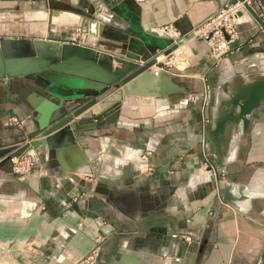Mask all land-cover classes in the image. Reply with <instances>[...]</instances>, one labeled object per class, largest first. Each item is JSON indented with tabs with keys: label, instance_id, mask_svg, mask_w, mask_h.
<instances>
[{
	"label": "crops",
	"instance_id": "obj_1",
	"mask_svg": "<svg viewBox=\"0 0 264 264\" xmlns=\"http://www.w3.org/2000/svg\"><path fill=\"white\" fill-rule=\"evenodd\" d=\"M223 1L0 0V14L16 4L28 18L1 24L0 36L48 39L56 45L75 42L94 48L96 56L101 51L100 58L106 59L105 53L128 58L119 39L122 29L114 28L117 39L98 40L100 32L95 39L85 37L81 25L85 28L86 21H81L91 5H112L117 16L111 20L127 22L152 54L164 40L156 32L159 26L171 23L184 32ZM87 20L91 29L94 21ZM236 29L231 49L222 56L209 57L204 42L196 39L178 69L166 68L165 84L181 90L159 101L153 99L158 96L123 97L111 126L104 127V118L92 119L97 124L92 128H87L89 122L80 123L72 132L73 144L62 148L60 157L55 149L40 145L32 149L37 162L20 174L0 154V261L80 264L95 248L90 264H263L264 192L259 190L264 188V102L252 110L231 161L216 162L206 134L210 114L206 120L203 100L217 64L225 60L244 69L264 67V30L249 15ZM28 84L25 77L0 79V148L16 147L34 129L26 100ZM10 115L22 118V125L8 124ZM146 148L150 153L142 156ZM78 149L90 170L68 175L59 161L71 166L76 156L70 150L78 154ZM110 158L111 167L104 163ZM203 158L214 165L215 180L205 173L193 175ZM146 162L153 167L144 172ZM227 182L234 193L238 184L250 193L248 200H240V207L222 200Z\"/></svg>",
	"mask_w": 264,
	"mask_h": 264
},
{
	"label": "water",
	"instance_id": "obj_2",
	"mask_svg": "<svg viewBox=\"0 0 264 264\" xmlns=\"http://www.w3.org/2000/svg\"><path fill=\"white\" fill-rule=\"evenodd\" d=\"M111 6L91 5L87 9L86 19L81 21H86V26L84 28L81 25V28L89 40L97 37L96 32H100L98 40L110 37L117 39L114 28L124 30L119 39L127 50L128 58L108 53H105L106 59L100 58L101 51H98V57L94 48L75 42L56 45L48 39L0 36V79H28L30 93L26 100L31 107L30 118L34 122V129L26 134L27 139L16 147L0 148V154L9 157L27 148L36 149L43 145L46 150L55 149L60 157L61 149L73 144L72 132L80 128V123L89 122L87 128H92L97 126L92 119L104 118L108 122L104 127L111 126L118 118V109L124 96L163 97L181 90L172 83L165 84L169 74L160 67V62H154L159 68H151L150 52L145 44L128 27L127 22L119 25L111 20L117 16ZM244 6L247 16L254 18L264 29V22L250 5ZM87 19L94 21L91 29ZM101 22L107 26L102 27ZM163 39L159 45L164 52L176 45L170 42L169 37L164 36ZM133 48H136V53L132 52ZM139 56L144 62H138ZM255 69L248 67L245 76L234 75L220 83L216 82V87L219 86L223 94L213 89L206 134L213 156L219 164L231 159L233 146L238 144V137L246 132L252 110L264 102V70ZM94 105L98 106L97 111L92 110ZM77 115L80 118L75 120ZM70 152L76 156L71 166L62 159L59 161L68 175L77 170H90L88 159L81 150L78 154ZM83 163L87 168H79ZM209 179L212 180L211 175ZM235 188L236 193L232 191L230 182L225 183L222 200L240 207L234 201L248 197L243 192L244 184H238Z\"/></svg>",
	"mask_w": 264,
	"mask_h": 264
},
{
	"label": "built area",
	"instance_id": "obj_3",
	"mask_svg": "<svg viewBox=\"0 0 264 264\" xmlns=\"http://www.w3.org/2000/svg\"><path fill=\"white\" fill-rule=\"evenodd\" d=\"M245 4L250 5L255 11L257 16L264 22V2L261 0H225L223 1L212 13L206 16L198 23L190 26L186 31L180 32L171 23L162 24L156 29V32L160 35L169 37L171 43L176 45L164 52L161 49L150 54L149 60L154 62H160L161 68L165 69L169 67L177 68L180 65L181 57L186 58L190 52L182 51L178 48V44L186 41L187 39L195 38L202 40L207 47V53L209 57L217 58L231 48L232 42L235 40L237 35L236 25L245 19L244 15H247ZM242 17V19H239ZM262 30H264L261 27ZM138 62H144L140 56ZM159 68V67H158ZM204 104L207 102V98L203 100ZM8 124L15 126L22 125V118L16 115H10L7 118ZM149 154L150 149H144V154ZM11 164V169L14 172L22 173L29 170L34 163L37 162L38 156L32 149L24 150L17 155H10L8 157ZM145 162V161H144ZM149 168V167H148ZM150 169V168H149ZM149 171V170H148ZM199 173L209 174L212 179L217 178L214 165L207 158L201 160L200 165L197 168L196 175ZM223 175V174H222ZM223 176H221L222 178ZM172 236H176V233H171ZM184 240H189L188 234H179ZM91 257V254L89 255ZM174 260H179L178 256L173 257Z\"/></svg>",
	"mask_w": 264,
	"mask_h": 264
},
{
	"label": "rangeland",
	"instance_id": "obj_4",
	"mask_svg": "<svg viewBox=\"0 0 264 264\" xmlns=\"http://www.w3.org/2000/svg\"><path fill=\"white\" fill-rule=\"evenodd\" d=\"M11 7V6H10ZM1 9V8H0ZM9 9V8H8ZM1 11V10H0ZM0 13H2V12H0ZM5 14L4 15H2V14H0V26H1V24H3V23H7V22H9V23H11V24H13V23H16V22H20V23H23V22H25V21H28V18L27 17H25V16H22V12H19V10H18V6L15 4V5H13L10 9H9V11H5L4 12ZM0 29H1V27H0ZM13 32H16V31H13ZM191 43V42H190ZM189 44V43H188ZM222 56V55H221ZM185 60V58L183 57V58H181V64H182V62ZM224 62H225V60H223L222 61V63L220 62V63H218L217 64V67L214 69V71H213V73H212V75H211V78H210V81H211V85H210V92H209V94L207 95V102H206V106H207V114H208V116H207V119L206 120H208V118H209V107H211L210 105L212 104V96H213V89H214V92H215V89H216V86H217V83L216 82H218V80H219V76H220V74L222 73V71H223V65H224ZM228 62V61H227ZM253 66H255V67H257L258 69L259 68H261V69H264V67H262V66H256V65H252V66H250V67H253ZM244 69V68H243ZM247 69V68H246ZM246 69H244V71H246ZM137 98H139V97H137ZM142 152H144V149L142 150ZM113 153H116V152H111V155H113ZM146 157H147V155H146ZM7 159H8V157H7ZM9 160V159H8ZM104 163L105 164H107V165H109L110 167L112 166V161H111V158L110 159H107L106 161H104ZM10 167H11V164H10ZM150 169H149V168ZM152 165L151 164H149V163H144V168H143V171L144 172H146V171H148V170H152ZM31 169V168H30ZM29 169V170H30ZM110 169V168H109ZM13 171V170H12ZM26 171H28V170H26ZM25 171V172H26ZM112 171V169H110V171L109 172H111ZM197 171V170H196ZM195 171V172H196ZM14 172V171H13ZM18 173V172H17ZM23 173V172H22ZM21 174V173H20ZM257 191V190H256ZM260 192H264V188H262V189H260L259 190ZM91 254V257H89V255ZM95 255H96V252H95V248H92L90 251H88L81 259H80V264H90L93 260H94V257H95ZM0 264H5L4 262H2V261H0Z\"/></svg>",
	"mask_w": 264,
	"mask_h": 264
},
{
	"label": "bare ground",
	"instance_id": "obj_5",
	"mask_svg": "<svg viewBox=\"0 0 264 264\" xmlns=\"http://www.w3.org/2000/svg\"><path fill=\"white\" fill-rule=\"evenodd\" d=\"M245 17H247V16H245L244 15V18ZM239 19H242V17H239ZM248 19V18H247ZM91 27H93V25H91ZM196 39L195 38H191V39H187L186 41H184V42H181L180 44H178V48H180L182 51H186V52H191V47H190V42H193V41H195ZM189 43V44H188ZM186 44V45H185ZM187 46L188 48H184L185 46ZM181 58H183V57H181ZM180 58V59H181ZM180 65H181V63H180ZM151 67L152 68H154V69H157L158 68V66H156L155 65V63L153 64V65H151ZM253 68H256V69H258L257 67H255V66H253ZM255 69V70H256ZM261 68H259L258 70H260ZM264 70V69H263ZM246 74H248L246 71H244V69H243V67H241L240 65H232V64H230L229 62H225L224 63V66H223V71H222V73L220 74V76H219V80H218V83H220L221 81H223L224 79H230L232 76H234V75H238V76H245ZM218 85V84H217ZM215 92H218V93H220V94H223L224 92L219 88V86L218 87H216V89H215ZM140 96H143V97H147V99H151L150 97V95H140ZM124 97H127V96H124ZM154 100H156V101H159V100H162L161 98H159V97H155V98H153ZM129 104L130 103H128V105H125V106H129ZM93 109L92 110H94V111H97L98 110V106L97 105H94L93 107H92ZM241 136V135H240ZM239 138V137H238ZM238 148V147H237ZM29 149H32V148H27V150H29ZM33 150H35V149H33ZM235 151V150H234ZM231 161V160H230ZM205 178H206V176H205ZM249 196H251L250 195V193H246V197H248L249 198ZM248 198H245V199H243V200H248ZM234 202H236V204H238V205H240L239 204V202H240V200H235ZM9 263H11V261L9 262Z\"/></svg>",
	"mask_w": 264,
	"mask_h": 264
},
{
	"label": "flooded vegetation",
	"instance_id": "obj_6",
	"mask_svg": "<svg viewBox=\"0 0 264 264\" xmlns=\"http://www.w3.org/2000/svg\"><path fill=\"white\" fill-rule=\"evenodd\" d=\"M262 255L264 256V250H262ZM264 259V258H263ZM263 262H264V260H263ZM264 264V263H263Z\"/></svg>",
	"mask_w": 264,
	"mask_h": 264
}]
</instances>
